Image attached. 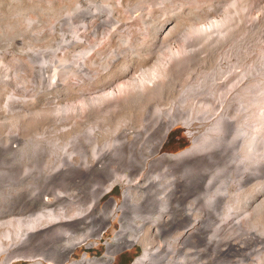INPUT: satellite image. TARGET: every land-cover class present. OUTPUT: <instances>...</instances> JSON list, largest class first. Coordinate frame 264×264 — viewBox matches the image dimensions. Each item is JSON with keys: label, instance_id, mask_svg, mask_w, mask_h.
<instances>
[{"label": "bare ground", "instance_id": "obj_1", "mask_svg": "<svg viewBox=\"0 0 264 264\" xmlns=\"http://www.w3.org/2000/svg\"><path fill=\"white\" fill-rule=\"evenodd\" d=\"M27 8L30 41L18 49L25 59H0V82L13 87L0 101V193L10 205L49 194L54 201L3 220L0 263L28 255L37 257L30 264H111L138 243L132 264H204L208 250L215 260L222 246L226 253L262 245L255 211L243 223L230 207L252 182L264 191V0H27ZM178 124L191 145L164 151ZM249 125L239 139L247 165L206 168L225 138L231 144ZM236 149L226 157H239ZM82 176L93 179L87 192L53 190ZM116 185L120 202L106 197ZM220 201L244 236L218 248ZM257 202L263 211L264 194ZM116 219L120 229L103 255L74 256Z\"/></svg>", "mask_w": 264, "mask_h": 264}, {"label": "rangeland", "instance_id": "obj_2", "mask_svg": "<svg viewBox=\"0 0 264 264\" xmlns=\"http://www.w3.org/2000/svg\"><path fill=\"white\" fill-rule=\"evenodd\" d=\"M3 1V0H2ZM1 0H0V11L2 12L3 11V13H1L0 12V25H2L1 27H0V30H1V28H3L2 30H1V32H0V44H2L0 47V53H2V54H4V55H1L0 54V59L2 58V60H5V61H7L6 63H5V66L6 65H8V63L11 65V62L9 61V58H16V57H18V58H21V59H25V55L23 54V52L21 51V50H18V49H23V48H26V46H27V44H28V42L30 41V37H29V33H25V31L27 30V32H28V28H25L26 27V25L28 26V16H27V14H29V12L27 13V11H28V8H27V0H4L3 2H2ZM12 1V2H11ZM21 1V2H20ZM25 1V2H24ZM7 2V3H6ZM9 2V3H8ZM19 2V3H18ZM3 3V4H2ZM25 3H26V5H25ZM7 4H8V6H7ZM17 4H18V6H17ZM5 5H6V10H7V12H5L6 10H5ZM11 5H12V8H11ZM22 5V6H21ZM15 6V7H14ZM7 7H8V9H7ZM2 8V9H1ZM15 8V9H14ZM24 8V9H23ZM4 9V10H3ZM13 9V10H12ZM18 11H17V10ZM20 9H21V11H20ZM11 10V11H10ZM25 10V11H24ZM24 11V13H22ZM13 12H15V13H13ZM9 13V14H8ZM23 14V15H22ZM14 15V16H13ZM15 15H16V18H15ZM20 15V16H19ZM11 16V17H10ZM6 17V18H5ZM11 19H9V18ZM21 17V18H20ZM5 18V19H4ZM19 19V20H18ZM6 20H8V21H6ZM12 20L14 21L13 23H11L12 22ZM21 20V21H20ZM2 22H4V23H2ZM24 22V23H23ZM8 23H11V24H9L8 25ZM22 23V24H21ZM16 24V25H15ZM24 24V25H23ZM26 24V25H25ZM9 27H8V26ZM10 25H12L11 27H10ZM17 26V27H13V26ZM21 27V28H20ZM23 27L25 28V29H23ZM9 28H11V29H9ZM13 28H14V30H13ZM17 29V33H16V29ZM7 29V30H6ZM5 30V31H4ZM21 30H22V32H21ZM7 31V32H6ZM15 31V32H14ZM24 31V32H23ZM13 32L15 33V34H13ZM21 33L22 34V36H23V34H24V36L23 37H21V34H20V36H19V33ZM4 33H6V35H4ZM9 34V35H8ZM12 34V38H11V35ZM26 34V35H25ZM2 35V36H1ZM28 35V36H27ZM6 36V37H5ZM17 37V38H14V37ZM25 36H27V38H25ZM4 37L6 38V39H4ZM7 37L9 38V39H7ZM19 37H21V38H19ZM11 38V39H10ZM14 38V39H13ZM23 38H25V40L23 39ZM3 39V40H2ZM13 39V40H12ZM21 41H20V40ZM22 39H23V41L24 42H26V43H24L26 46L24 47V45H22L23 43H22ZM27 39L29 40V41H27ZM4 40L6 41V43L4 44ZM12 43H9V41ZM17 42H16V41ZM13 41L15 42V43H13ZM7 42H8V44H7ZM5 46H7L6 48L4 47V45ZM12 46H11V45ZM13 44H15V45H13ZM21 44V45H20ZM10 46V47H9ZM15 46V47H14ZM14 47V48H13ZM17 47V48H16ZM4 48V49H3ZM12 48V49H11ZM16 48V49H15ZM14 50H15V52H14ZM17 50V51H16ZM11 51H12V53H11ZM19 51H21V53L19 52ZM10 53V54H9ZM18 53V54H17ZM12 54V55H11ZM20 54H22V55H20ZM24 55V56H23ZM2 56V57H1ZM9 56V57H8ZM7 57V58H6ZM7 59V60H6ZM1 68V67H0ZM2 71V69H0V72ZM24 84V83H23ZM22 84V85H23ZM1 86H2V88H1ZM11 85H5V84H3L2 82H0V101L1 102H3V99L5 100V98H4V96L6 95V93L8 94V90L10 89V88H8V87H10ZM13 87L11 86V89H12ZM2 93V94H1ZM1 95L3 96V97H1ZM18 96H23L22 94H20V95H18ZM249 109V110H248ZM251 109L250 108H246V111H244V113H247L249 116H247L248 117V119L249 118H251L252 117V115L250 114L251 113V111H250ZM258 123H256V125H257ZM236 126V125H235ZM250 126L251 125H249V127H247V130H245L243 133H241L239 136H238V134H236L235 133V136H234V141L233 142H231V144H227V140H226V138H225V141H226V143L225 144H223V145H221V147L218 149V150H216V152L213 154V156H212V159H210V160H205L204 162H203V164L206 166V168H208V169H211V170H214L215 168L217 169V168H219V172H222V171H228V170H230V169H234V168H240V167H242L243 165H247V163H248V158H246V156H244L243 154H244V151H243V148H242V145H241V141L239 140V139H241L242 137L244 138V137H246L247 136V134H249V131H252L253 130V126H251L252 128H250ZM2 127L3 128H5L6 126H3L2 125ZM249 128V129H248ZM7 129V128H6ZM227 129V128H226ZM225 129V130H226ZM4 130V129H3ZM225 130H223V131H225ZM7 135H9V133H8V130L6 131V135H4V136H7ZM187 134H186V131H185V128L183 127V125L182 124H178V125H176L173 129H172V131L170 132V138H169V140L166 142V144H165V146H164V151H168V152H172V153H177V152H179V151H182L183 149H185V148H187V147H189L190 145H191V143H192V141H191V139H189V137L188 136H186ZM235 145L237 146V152L240 154V156L239 157H237V158H235V157H233V158H227L226 157V155L227 154H229V153H231V151H233V150H235ZM227 146V147H226ZM5 155H9L8 153H6ZM221 156V157H220ZM244 159V160H243ZM239 160V161H238ZM221 164V165H220ZM83 178H82V181L80 182V183H76V182H74V181H72V180H69V181H60V182H57L56 183V185H55V187H54V191L55 190H57V191H61V190H63V192L64 193H66L67 192V190L68 189H71V188H73V186L74 187H78L79 186V188H82V189H85L86 190V192L88 191V184L90 185L91 184V181L93 180L92 178H87V177H85V176H82ZM84 179V180H83ZM86 179V180H85ZM68 182V183H67ZM86 182V183H85ZM101 181H99V183H100ZM75 183V184H74ZM82 183V184H81ZM83 183H84V185H83ZM63 184V185H62ZM251 185H250V187L247 185L245 188H244V194L243 193H241L240 195H242V196H238L237 197V199H238V201H235L234 199L232 200L233 201V208L232 207H230L231 209H232V211L233 212H235V211H238V212H240V217H241V221L244 223V222H246V220H249L250 219V217L248 218V216L247 215H245V212H246V210H248L249 209V211H251V212H253V211H255L256 212V214H255V212H253V214H254V216H255V219H256V221L258 222V220H259V222L257 223V225L258 226H264V220H263V218H264V214H262V213H264L261 209L262 208H260V210L261 211H259V207L257 206V201L258 200H261L262 198H263V194H264V191L263 190H259L258 188H256V184H257V182H252V183H250ZM86 185V186H85ZM252 185H254V186H252ZM66 186V187H65ZM60 187V188H59ZM67 187H68V189H67ZM86 187V188H85ZM56 188V189H55ZM61 188H64V189H61ZM66 188V189H65ZM59 189V190H58ZM246 189V190H245ZM258 189V190H257ZM0 190H4V189H2V188H0ZM250 191V192H249ZM256 192V193H253V192ZM257 191H259V192H257ZM262 191V192H261ZM249 193V195H247L248 193ZM64 193H62V194H64ZM251 193H252V195L256 198H254L252 195H251ZM261 193H263V194H261ZM62 194H60V195H62ZM187 194V192L185 193V195ZM50 195V196H49ZM49 195H47V197L46 198H43V199H40L41 197H39V198H33V199H30V200H26V202L25 203H23V205L22 204H19V202H16L15 204H8V196L6 195L5 196V194H4V191L3 192H1L0 193V210H1V212H0V218H1V216H2V219H0V226L2 227V224L4 225L5 224V220L4 219H6V220H11L12 222H16V218L18 217V215L16 214V213H18L19 211H21V210H25L26 212H31L32 213V211L33 212H37V211H39V209L44 205V207H46L47 205H48V203H51L52 201H54V197H53V195H51V194H49ZM59 194H58V196H59V198L61 197ZM245 195H247L248 196V198H247V196L245 197ZM259 195H260V197H259ZM111 196H113V197H115V198H117L118 199V201L120 202L121 200H122V196H123V192H122V188H121V186L120 185H116L115 186V188L106 196L107 198H109V197H111ZM245 198H247L248 199V201H247V199H244V197ZM258 196V197H257ZM5 197V198H4ZM241 197V198H240ZM252 197H253V200H252ZM262 197V198H261ZM7 198V199H6ZM251 198V200H249ZM260 198V199H259ZM38 199V200H37ZM40 199V200H39ZM242 199V201H243V203H244V205H243V203H242V201H240ZM254 199H255V201H254ZM137 200V201H136ZM35 201V202H34ZM134 202H138V199H134L133 200ZM248 203H247V202ZM253 201V202H252ZM239 202H241V203H239ZM250 202V203H249ZM252 202V203H251ZM4 204V205H3ZM32 204V205H31ZM37 204V205H36ZM146 204V203H145ZM247 204H251L250 206L249 205H247ZM35 205H36V207H35ZM82 204H78L76 207L78 208V209H80V208H82V206H81ZM224 205V206H223ZM247 205V206H246ZM255 205L257 206V207H255ZM1 206H3V207H1ZM13 206H14V208H13ZM18 208H17V207ZM25 206H26V209H25ZM223 206V207H222ZM238 206H239V208L240 209H242V210H240V209H238ZM246 206V208L247 209H245L244 210V208L243 207H245ZM9 209H8V208ZM220 216L222 217V219H221V222H220V226H219V232H218V238H219V246H218V248H220L222 245H220V243L222 244V242H226L227 240L229 241V240H234L235 241V238H236V240H241V239H243V236L244 235H242V234H244V230L242 229V228H235V225L234 224H230V223H228V221H230V220H232V217H233V215H227V206L225 205V201H220ZM250 207V208H249ZM6 208V209H5ZM22 208V209H21ZM32 208V209H31ZM37 208V209H36ZM254 208H256L257 210H258V215H257V210L256 209H254ZM3 209V210H2ZM28 209V210H27ZM36 211H35V210ZM11 210V211H10ZM17 210V211H16ZM224 210L226 211V213L224 212ZM22 211V212H23ZM243 211H244V213H243ZM41 212V214H45L43 211H40ZM11 214V216H10V214ZM224 213V214H223ZM243 213V214H242ZM259 213H260V215H259ZM6 215V216H5ZM13 215V216H12ZM252 215V214H251ZM6 218H5V217ZM225 216H227V218L225 217ZM224 217V218H223ZM15 218V219H14ZM253 218V217H252ZM226 219V220H225ZM4 220V221H3ZM224 222V223H223ZM225 223H226V225H225ZM261 223H262V225H261ZM223 225H225V226H223ZM213 226H214V223H213V218H210V220L208 221V226H207V228L209 229V231L211 232L212 231V229H213ZM228 226V227H227ZM4 227V226H3ZM2 227V228H3ZM211 227V228H210ZM223 227V228H222ZM2 228H0V230L2 229ZM221 228V229H220ZM118 229H120V221L118 220V219H116V220H114V223H113V226H111L106 232H105V234H104V236L103 237H101L100 239H98L92 246H88V247H86V246H82V247H79L78 248V250L74 253V256L76 257V258H79V257H81L82 256V254L85 252V251H87L88 252V254L90 255V256H101V255H103L104 253H105V250H106V242H107V240L109 241V240H111V238L114 236V234H115V232L118 230ZM183 228H181L180 229V231L182 230ZM235 229V230H234ZM222 230H224V231H222ZM227 231V232H226ZM238 231H239V233H238ZM161 232V231H160ZM157 232L155 235H156V238H158V239H162V238H164L165 236L164 235H166V233H163V232ZM165 232V231H164ZM232 232V233H231ZM158 234V235H157ZM228 234V235H227ZM231 234V235H230ZM160 235V236H159ZM226 235H227V237H226ZM236 235V236H235ZM231 236V237H230ZM224 238H226V239H224ZM231 238V239H230ZM241 238V239H240ZM224 240V241H223ZM218 242V241H217ZM178 244H179V242H178ZM243 245V244H242ZM260 245V246H259ZM256 244L255 246H252V248L251 247H246V248H242V250H235L234 251V249H229L228 251H226V253L225 252H222V250L223 249H225V247L224 246H222V248H220L219 249V253H218V256L215 258V260H214V258L213 259H211L210 258V250H208L209 252H207V253H205V255H202V258H201V261L202 262H204V264H208V263H210V264H252V263H254V264H256V262L257 261H259V257H263L264 256V243H262V245L261 244ZM181 246H188L189 247V244L188 243H184L183 245H181ZM191 247V246H190ZM189 247V248H190ZM192 248V247H191ZM254 248V249H253ZM263 250V251H262ZM142 251H143V248H142V245L141 244H135V245H133L132 247H128V248H126V249H124V250H122V251H120L119 253H117V255H116V258H115V260L111 263V264H132L133 263V261L135 260V258L137 257V256H139L141 253H142ZM233 251V252H232ZM247 251V252H246ZM252 251V252H251ZM231 252V253H230ZM236 252V253H235ZM229 253V254H228ZM258 253L260 254V256H258L257 257V255H258ZM232 254V255H231ZM251 254V255H250ZM261 254L263 255V256H261ZM2 255V256H1ZM0 256V259L1 260H4V258H5V254L4 253H2ZM24 255V254H23ZM209 255V259H210V261H209V259H208V257L207 256ZM223 256V257H222ZM229 256V257H228ZM254 256V257H253ZM28 255H24V256H21V255H19L18 257H16L12 262H10V263H8V262H1L0 264H30V263H32V262H35V260H37V257L36 258H31V257H28ZM190 257H192V258H194L192 255H190ZM222 257V258H221ZM206 258V259H205ZM231 258V259H230ZM235 258V259H234ZM243 258V259H242ZM203 259V260H202ZM205 259V260H204ZM207 259H208V261H207ZM248 259V260H247ZM258 259V260H257ZM184 260L185 261H182L184 264H188V262H189V264H197L196 263V261H194V260H192L191 258L189 259H187V258H184ZM222 260V261H221ZM239 260H240V262H239ZM252 260V261H251ZM255 262H254V261ZM243 261V262H242ZM181 262V263H182ZM187 262V263H186ZM193 262V263H192ZM208 262V263H207ZM181 263H179V264H181ZM182 263V264H183ZM45 264H51V263H48V262H46ZM258 264H264V259L262 260V262L261 263H258Z\"/></svg>", "mask_w": 264, "mask_h": 264}]
</instances>
